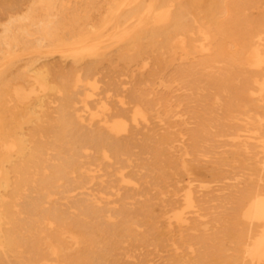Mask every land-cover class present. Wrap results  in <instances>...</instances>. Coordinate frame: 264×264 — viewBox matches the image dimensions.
<instances>
[{
	"label": "bare ground",
	"instance_id": "bare-ground-1",
	"mask_svg": "<svg viewBox=\"0 0 264 264\" xmlns=\"http://www.w3.org/2000/svg\"><path fill=\"white\" fill-rule=\"evenodd\" d=\"M177 60L211 106L188 146L145 94ZM206 179L230 206L208 264H264V0H0V264L100 262L99 224L181 263Z\"/></svg>",
	"mask_w": 264,
	"mask_h": 264
},
{
	"label": "rangeland",
	"instance_id": "rangeland-1",
	"mask_svg": "<svg viewBox=\"0 0 264 264\" xmlns=\"http://www.w3.org/2000/svg\"><path fill=\"white\" fill-rule=\"evenodd\" d=\"M100 1L103 2V0ZM100 5H102V3L97 4V7H100ZM176 64L179 66L180 61H175L173 66L167 65L160 78H155L149 86L146 87L147 89L145 88L147 90L145 94L151 93L153 97H157L165 96L169 93L175 99V102L179 104L177 109L179 118L176 119L179 122L176 123V128L181 131L183 144H187L188 146L189 141H187V136L190 133L195 132V127L199 121L198 118L200 117V114L204 113L207 106L209 107L210 105L208 103L209 101L204 97L206 94L204 95L195 90H190L187 79H183L179 75L180 70L175 66ZM209 108H211V106ZM215 114L217 113L215 112ZM219 145L220 144L216 142H212L210 144L211 147L209 148L212 149L213 152L218 153L222 150ZM211 158H215V156H213V154L207 155V157L203 159L204 161L202 164L207 166L211 165ZM205 181L208 185L207 188L214 190L208 193L207 203L203 210V213L207 215L205 220L211 221V224L208 225L207 229L198 227L196 232L191 233V231H184L183 239H180L178 235H175L172 238L170 244L178 248V251L183 255L181 263L173 262L174 258L170 256L171 253L168 251L166 243L158 245L152 240L144 242L137 238H131L129 240L123 238L114 239L111 238L109 233L110 226L99 224L89 226L90 229L94 227L93 230L101 235L94 240V243L98 248L100 247L99 249L109 250L114 245L117 249L115 252L104 256L102 261L95 262L94 264H197L194 260L195 258L197 259L198 256H202V258L205 259L206 264H208L211 255L215 252L217 244L215 238L219 237V231L225 226V222L222 221L223 217L230 214V206L225 208V205H223L224 202L221 203L217 198L219 194L216 189L220 188L222 182H210L209 179H206ZM228 183H233V180L228 181ZM63 243L71 248V250H76L78 247L89 245L88 243H81V241L78 243L79 245H76L68 237L64 238ZM223 244L227 247L229 242L224 241ZM47 260L49 264H64L61 259L55 260L52 257H48Z\"/></svg>",
	"mask_w": 264,
	"mask_h": 264
}]
</instances>
